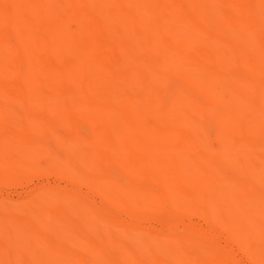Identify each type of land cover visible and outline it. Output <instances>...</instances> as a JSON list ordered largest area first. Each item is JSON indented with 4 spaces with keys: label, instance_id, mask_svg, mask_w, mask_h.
<instances>
[{
    "label": "bare ground",
    "instance_id": "6f19581e",
    "mask_svg": "<svg viewBox=\"0 0 264 264\" xmlns=\"http://www.w3.org/2000/svg\"><path fill=\"white\" fill-rule=\"evenodd\" d=\"M0 264H264V0H0Z\"/></svg>",
    "mask_w": 264,
    "mask_h": 264
},
{
    "label": "rangeland",
    "instance_id": "374dc122",
    "mask_svg": "<svg viewBox=\"0 0 264 264\" xmlns=\"http://www.w3.org/2000/svg\"><path fill=\"white\" fill-rule=\"evenodd\" d=\"M6 190L9 192V191H13V192H11V193H13V194H16L17 192H19L21 189H20V187H7L6 188Z\"/></svg>",
    "mask_w": 264,
    "mask_h": 264
}]
</instances>
